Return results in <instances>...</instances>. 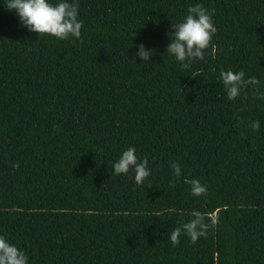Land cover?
<instances>
[{"label": "trees", "instance_id": "1", "mask_svg": "<svg viewBox=\"0 0 264 264\" xmlns=\"http://www.w3.org/2000/svg\"><path fill=\"white\" fill-rule=\"evenodd\" d=\"M72 2L81 36L58 39L0 0V235L29 264H264V0ZM197 4L213 52L183 67L166 46ZM229 68L259 85L229 100ZM129 146L152 171L141 185L113 170ZM193 210L217 223L174 246Z\"/></svg>", "mask_w": 264, "mask_h": 264}, {"label": "clouds", "instance_id": "2", "mask_svg": "<svg viewBox=\"0 0 264 264\" xmlns=\"http://www.w3.org/2000/svg\"><path fill=\"white\" fill-rule=\"evenodd\" d=\"M6 7L17 13L21 24L30 31L49 34L58 39L81 36L83 21L79 19L78 7L72 0H7ZM172 29L166 52L183 67H188L196 60H204L206 55L212 54L210 43L217 29L211 13L202 5L190 6L187 15L182 21L172 24ZM205 49H211V53L203 51ZM154 54L155 49L141 43L137 47L135 58L146 63L152 61ZM218 78L229 100L241 96L247 86L259 85L255 77L246 78L244 71H234L231 68L222 70ZM256 95L257 98L264 99V92L257 91ZM251 126L258 128L259 124L254 121ZM170 168L175 176L181 175V168L177 163H171ZM113 170L117 175H131L137 185L143 184L152 174L148 160H141L136 155L134 146H129L121 152L113 163ZM189 184L193 197L203 196L208 191L207 185L199 179L193 178ZM190 216L191 219L170 232L169 238L174 246L179 243L182 234L188 236L195 244L217 223L215 215H208L199 210H193ZM0 264H29V257L24 249L0 235Z\"/></svg>", "mask_w": 264, "mask_h": 264}]
</instances>
